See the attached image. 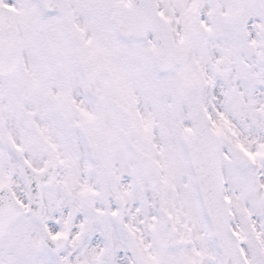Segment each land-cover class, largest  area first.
<instances>
[{"label": "snow or ice", "instance_id": "snow-or-ice-1", "mask_svg": "<svg viewBox=\"0 0 264 264\" xmlns=\"http://www.w3.org/2000/svg\"><path fill=\"white\" fill-rule=\"evenodd\" d=\"M0 264H264V0H0Z\"/></svg>", "mask_w": 264, "mask_h": 264}]
</instances>
